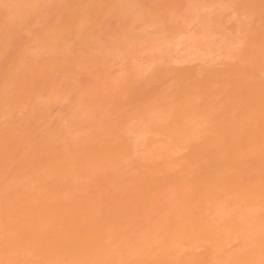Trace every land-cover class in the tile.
Returning a JSON list of instances; mask_svg holds the SVG:
<instances>
[{
  "label": "bare ground",
  "instance_id": "1",
  "mask_svg": "<svg viewBox=\"0 0 264 264\" xmlns=\"http://www.w3.org/2000/svg\"><path fill=\"white\" fill-rule=\"evenodd\" d=\"M0 264H264V0H0Z\"/></svg>",
  "mask_w": 264,
  "mask_h": 264
}]
</instances>
